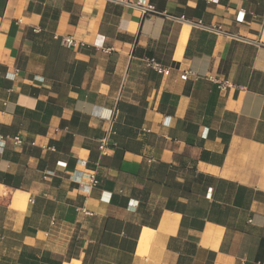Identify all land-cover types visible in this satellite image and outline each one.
<instances>
[{"label":"crops","instance_id":"1","mask_svg":"<svg viewBox=\"0 0 264 264\" xmlns=\"http://www.w3.org/2000/svg\"><path fill=\"white\" fill-rule=\"evenodd\" d=\"M0 137V264H264V0H0Z\"/></svg>","mask_w":264,"mask_h":264},{"label":"built area","instance_id":"2","mask_svg":"<svg viewBox=\"0 0 264 264\" xmlns=\"http://www.w3.org/2000/svg\"><path fill=\"white\" fill-rule=\"evenodd\" d=\"M137 5L140 6L141 4L140 3H137ZM65 43H66L67 46H69V45L72 44V41L70 39H67L65 41ZM152 66L159 73H163V74L168 73V69L162 67L161 65H159L157 63H153L152 62ZM187 74L188 73L185 72L183 75L180 76V78L181 79H186ZM219 84H220V87H222V88H226V87L229 86L227 81L221 82ZM0 140H2L1 137H0ZM13 140H14V143L15 144L20 143V141L17 138H14ZM106 145H107V140H106V138H104V139H102L100 141L99 150L101 152L105 151ZM96 184H97L96 176L94 174L88 175L87 176V181L85 182V185H86L85 187L89 189V188H92L93 186H95ZM31 201H32V199H31Z\"/></svg>","mask_w":264,"mask_h":264}]
</instances>
